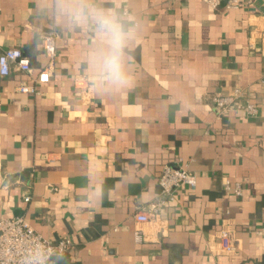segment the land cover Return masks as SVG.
<instances>
[{"label": "crops", "instance_id": "0c3cea01", "mask_svg": "<svg viewBox=\"0 0 264 264\" xmlns=\"http://www.w3.org/2000/svg\"><path fill=\"white\" fill-rule=\"evenodd\" d=\"M81 7L114 10L130 32L126 83L97 77L94 26L69 15ZM46 30L58 33L50 80L22 92L46 65ZM13 47L33 71L0 74V219L23 216L45 238H70L74 248L57 264H264V0L229 9L203 0H0V53ZM236 86L258 103L257 118L215 109L213 94ZM180 156L196 189H179L140 225L135 213L157 201L163 166ZM226 179L242 194L225 190ZM224 223L237 253L219 247Z\"/></svg>", "mask_w": 264, "mask_h": 264}, {"label": "built area", "instance_id": "2783aa9c", "mask_svg": "<svg viewBox=\"0 0 264 264\" xmlns=\"http://www.w3.org/2000/svg\"><path fill=\"white\" fill-rule=\"evenodd\" d=\"M213 8H239L242 5H251L254 0H203ZM129 14V11H125ZM57 31L46 30L41 33L42 48L46 65L32 83H23L19 90L26 93H36L38 84L50 80L51 70L57 56ZM17 69L31 73L33 71L30 57L19 47L3 50L0 53V74L7 76L12 70ZM212 103L220 115L230 113H243L249 118H257L260 115V107L246 95V91L236 86L230 93L217 92L212 96ZM160 197L149 206L139 209L134 217L140 225H145L158 218L161 209L168 201L175 198V193L189 186L192 190L197 187V175L190 169V163L183 157L166 163L159 176ZM225 190H234L237 195L242 194L240 184H234L226 179ZM26 196V200H29ZM220 236V249L223 253H237L240 240L230 226V223L222 224L217 231ZM264 234V227L261 229ZM135 239L141 242L144 238L143 227L134 231ZM74 248V242L70 238L51 240L39 233L23 216H15L0 219V264H57L56 257L69 252Z\"/></svg>", "mask_w": 264, "mask_h": 264}, {"label": "clouds", "instance_id": "9594fccd", "mask_svg": "<svg viewBox=\"0 0 264 264\" xmlns=\"http://www.w3.org/2000/svg\"><path fill=\"white\" fill-rule=\"evenodd\" d=\"M58 11H63L62 5H58ZM69 15L73 25L91 23L94 26L98 45L92 54V63L97 77L113 85L126 83L124 56L131 34L125 31L116 12L104 9L87 11L81 7Z\"/></svg>", "mask_w": 264, "mask_h": 264}]
</instances>
